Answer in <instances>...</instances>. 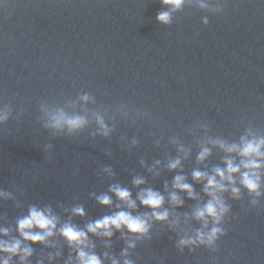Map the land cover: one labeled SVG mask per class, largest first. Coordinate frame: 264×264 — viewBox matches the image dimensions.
Instances as JSON below:
<instances>
[{"label":"water","instance_id":"obj_1","mask_svg":"<svg viewBox=\"0 0 264 264\" xmlns=\"http://www.w3.org/2000/svg\"><path fill=\"white\" fill-rule=\"evenodd\" d=\"M160 8L159 0H0V105L10 112L0 124V227L9 229L0 239H19L16 220L31 206L51 208L57 227L84 228L117 210L120 202L108 188L118 183L133 200L141 188L161 192L169 223L180 220L176 229L153 222L151 238L128 250L133 264H264V198L249 207L243 190L239 201L225 194L231 211L217 251L190 252L175 242L182 230L199 227L184 222L197 201L178 193L184 203L171 208L164 188L170 191L173 176L182 174L206 200L191 172L223 166V153L213 148L197 165L201 143L207 137L238 140L249 126L264 134V0H225L218 15L188 0L169 26L156 22ZM84 92L92 97L88 103L77 99ZM42 106L86 115L89 123L71 135L56 132L45 126ZM95 114L112 129L108 137L95 135ZM179 146L189 156L169 172L167 161ZM137 176L145 184L133 187ZM100 194L112 196V205L97 204ZM77 206L83 217L72 215ZM148 211L137 201L132 214ZM132 239L124 231L110 239L89 234L104 264H111L105 253L123 264L120 253ZM29 246L27 264H49L50 254L51 264H66L70 253L74 262L75 252L59 235Z\"/></svg>","mask_w":264,"mask_h":264},{"label":"clouds","instance_id":"obj_2","mask_svg":"<svg viewBox=\"0 0 264 264\" xmlns=\"http://www.w3.org/2000/svg\"><path fill=\"white\" fill-rule=\"evenodd\" d=\"M188 0H159L160 10L156 13L155 20L162 26H169L173 20V13L181 11ZM192 2L202 11L210 14H220L223 12L225 0H192ZM208 16L201 17V24H208ZM79 102L88 103L92 97L84 92L77 97ZM75 107V102L72 103ZM47 123L46 127L56 132H65L68 135L77 133L84 129L89 121L86 115H69L63 108L47 109L41 107ZM10 112L6 105H0V124L9 119ZM95 123L98 126L95 135L108 137L112 131L105 123L103 117L95 114ZM135 143V141H133ZM173 143H176L173 141ZM218 149L223 153L221 164L211 169L200 170L194 168L191 172V179L194 183L201 185V192L206 200L201 201L192 184L186 182V177L182 174L173 176L171 190L165 184V192L168 195V204L171 208L180 207L184 201L178 193H185L187 199L197 201L191 213L184 214V222L189 219L199 224V227L192 231L182 230L175 242L176 249L183 251L187 248L190 252L197 247L206 248L209 252L217 251V241L225 235L223 222L229 215L231 207L225 199V194L231 200L239 201L242 199V190L250 198L249 207H256L259 200L264 198V134H260L252 127H247L239 135L238 140L229 142L221 137H207L200 145V149L195 156L197 165H202L212 155V149ZM177 157L169 159L166 168L169 172L181 169L182 159H187L189 151L183 146L177 147ZM183 153V155H179ZM160 161H156L153 168L159 167ZM153 168L148 171L152 172ZM111 174L109 168L104 169ZM158 175V173H156ZM145 184L143 177H134L133 187H140ZM120 203L116 204V211L110 215H104L94 221L87 223L84 228L66 222L57 227L58 217L53 214L52 209L38 208L31 206L28 208L27 215L16 220V232L19 239H0V264H11L13 257H18V264H27L29 257L32 256L33 249L30 244L47 245L50 237L59 235L67 244L69 249L75 252V258L71 253L66 264H104L101 256H98L92 249L94 245L89 240V234L100 238L110 239L113 232H127L135 239L127 240L126 247L121 251L120 256L124 257L123 264H133L127 259L128 250L136 246L139 239H150L152 223H168L170 228L176 229L180 226L179 217L174 218L169 223L170 212L165 208V196L161 192L152 188H141L136 194V200L132 199V193L120 184H112L108 188ZM0 192V198L4 197ZM112 196L100 194L95 196L97 204L101 207L112 205ZM137 201L143 208L148 209L144 214L133 215ZM124 205L125 208H121ZM74 216L83 217L85 215L82 206L71 209ZM9 229L0 227V237H8ZM23 242V243H22ZM107 247V245H106ZM60 253H56L55 258H59ZM104 258L109 259L111 264H120L114 257L104 254ZM54 257L48 256L49 264ZM40 264V262H38Z\"/></svg>","mask_w":264,"mask_h":264}]
</instances>
